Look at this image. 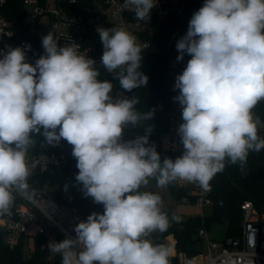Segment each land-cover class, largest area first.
I'll return each mask as SVG.
<instances>
[{
	"label": "clouds",
	"instance_id": "clouds-1",
	"mask_svg": "<svg viewBox=\"0 0 264 264\" xmlns=\"http://www.w3.org/2000/svg\"><path fill=\"white\" fill-rule=\"evenodd\" d=\"M157 3L125 0L144 22ZM96 30L100 64L124 92L147 87L136 37L116 27ZM42 47L34 64L21 47L8 46L0 56V215L10 214L14 194L28 188L32 136L52 146L64 140L73 146L83 195L103 212L78 222L74 238L51 241L49 251L61 264H169L171 249L148 237L164 233L170 220L161 197L142 189L152 178L159 187L180 179L209 192L226 165L243 170L250 153L264 150L258 135L264 122L252 113L264 102V0H204L177 41V61L191 59L174 85L183 120L177 129L183 153L175 159H162L150 143L152 127L124 139L125 129L152 120L154 110L140 113L137 97L113 95L112 82L99 79L96 61L80 54V45L60 46L49 32Z\"/></svg>",
	"mask_w": 264,
	"mask_h": 264
},
{
	"label": "trees",
	"instance_id": "trees-1",
	"mask_svg": "<svg viewBox=\"0 0 264 264\" xmlns=\"http://www.w3.org/2000/svg\"><path fill=\"white\" fill-rule=\"evenodd\" d=\"M67 1V0H65ZM93 0H80L75 5L66 7L71 14H82L88 16L87 10L91 9ZM203 6V0H191L189 5V14L186 18L170 16L164 25L153 24L158 28L157 34H142L143 40L155 45L161 49V52L143 53L142 68L148 77L147 87H140L125 92L129 98L137 97L139 103L135 106L140 113H147L149 109L160 104L164 112L154 110L152 120H142L135 127L129 126L124 131V139H134L136 136L144 135L145 129L152 127L149 136L150 143H154L161 158L170 157L175 159L178 155L168 154L162 149L161 137L169 128L167 113L173 109L175 99L179 93L178 89L174 90L176 76L182 73L191 59L188 54L184 55L182 61H177L179 55L176 49L177 41L186 35L189 21L193 13ZM0 16L4 17L11 23L14 31L12 38L3 39L5 51L8 46L17 47L20 41H30L32 51L26 55V61L34 64L35 61L44 54L42 47V37L47 35L43 33L39 36L32 35V29L38 28L39 24L27 21V13L22 6L21 0H6L5 5L0 9ZM129 16H126V19ZM109 25L107 28H112ZM58 44L62 46L59 43ZM170 44V46H169ZM85 45L90 46L92 52L90 58L97 63L96 67L100 72L99 79L109 80L113 84V91L124 90L120 87L119 81L113 78L112 73L100 64L103 53V45L99 39V33L93 31L85 36ZM169 46V47H167ZM167 47V48H166ZM178 112L182 119V109L179 105ZM252 112L264 122V102H259ZM183 122V120H182ZM258 135L264 137L258 131ZM33 145L29 147L28 152L48 153L68 151L72 153V145L67 141L61 140L58 145H48L43 135H33ZM31 175L27 179V184L33 192L46 189L53 193L57 203L77 209L79 222L86 220L92 212H103V206L95 204L91 197H85L81 191L75 176L78 172L76 161H69L66 166L59 171L48 169H35L30 171ZM67 185V189L65 188ZM211 191L208 196L212 205L210 211L204 217L199 215L189 216L186 219L175 220L165 211L170 220V227L164 232L159 233V244H164L166 237L171 236L174 241V248L177 253H184L191 257L202 250V241L197 237L199 229L204 228L207 231L213 224H226V236L232 235L238 230L241 223V210L239 204L246 200L254 203L257 209L264 208V150L259 153L252 152L243 170L239 163L233 165L232 171L228 174L226 171L218 173L211 181ZM174 201L180 202L182 197L189 196L186 190L177 185L176 181L165 187ZM63 239L56 237L54 241L60 242ZM48 240L45 237H39L35 241L34 250L29 254H24L22 246L9 249L0 241V264H61L60 255L53 254L49 251ZM165 245V244H164Z\"/></svg>",
	"mask_w": 264,
	"mask_h": 264
},
{
	"label": "built area",
	"instance_id": "built-area-1",
	"mask_svg": "<svg viewBox=\"0 0 264 264\" xmlns=\"http://www.w3.org/2000/svg\"><path fill=\"white\" fill-rule=\"evenodd\" d=\"M79 1L21 0L27 13V21L38 23L39 27L48 25L50 32L58 38L62 46L74 42L80 45V54L89 58L92 49L85 45V36L97 31V27L107 28L109 25L134 35L136 42L144 49L143 53L161 52V49L143 40L141 35L157 34L159 30L153 24L164 25L170 16L186 18L191 0H158L147 22L138 20L131 6L125 5V0H93L91 9L87 10L88 16L71 14L65 5L66 2L75 5ZM5 3L6 0H0V9ZM126 16H129V19H126ZM13 36L11 23L0 16V56L5 51L2 40ZM29 45L30 49L27 47ZM17 47L24 48L26 55L32 51L30 41H20ZM120 94L126 96L121 90L113 91V95ZM178 108L177 101L176 106L166 114L169 128L161 137V146L168 154L180 156L183 153V145L177 129L182 119ZM151 109L164 112L160 104ZM29 153L31 157H26V164L30 171H59L69 161L75 160L68 151ZM177 182L189 195L182 197L179 204L195 206L199 209V216L204 217V210L210 209L212 205L208 192L202 190L198 183L180 179ZM14 196L10 214L0 215V241L4 246L9 249L18 246H22L23 250L29 247L34 249L35 241L39 237H45L48 245L58 236L62 239L75 237L73 229L79 222L76 208L57 203L53 193L46 189L33 192L29 185L24 192H16ZM239 207L241 223L235 233L225 236L222 240H215L208 236L206 229L201 228L197 232V237L202 241L201 252L191 257L184 253L170 254L169 264H264V208L257 209L250 200L242 202Z\"/></svg>",
	"mask_w": 264,
	"mask_h": 264
},
{
	"label": "rangeland",
	"instance_id": "rangeland-1",
	"mask_svg": "<svg viewBox=\"0 0 264 264\" xmlns=\"http://www.w3.org/2000/svg\"><path fill=\"white\" fill-rule=\"evenodd\" d=\"M203 4H204V0H203ZM49 32H50L49 26L44 24L38 28L32 29L33 36H39L43 33H49ZM176 103L177 101H175L174 106H176ZM253 117L255 119L257 116L253 113ZM258 131L261 132L264 136V127H258ZM26 157L30 159L31 155L29 152H27ZM176 184L179 185L177 181ZM142 190L151 191L153 193L158 194L162 200V211H165L171 218L178 217L179 219H186L189 216L199 215L200 213L199 209L196 208L195 206L179 204L176 201H174V198L172 197L170 192L165 187H159L154 178L150 179L149 184ZM209 211H210L209 208L204 210L206 214H208ZM208 236L215 240L224 239V237L226 236V224H213L211 228L208 230ZM148 238L155 244L160 243V239L158 237L157 232L152 233ZM164 244L171 249L170 254H177L174 248V241L171 236L165 238ZM33 250L34 249L29 247L23 251L24 254L29 255ZM197 262L199 263V258Z\"/></svg>",
	"mask_w": 264,
	"mask_h": 264
},
{
	"label": "water",
	"instance_id": "water-1",
	"mask_svg": "<svg viewBox=\"0 0 264 264\" xmlns=\"http://www.w3.org/2000/svg\"><path fill=\"white\" fill-rule=\"evenodd\" d=\"M232 169H233V165L229 164V165H226L225 171L226 173L229 174L232 171Z\"/></svg>",
	"mask_w": 264,
	"mask_h": 264
},
{
	"label": "crops",
	"instance_id": "crops-1",
	"mask_svg": "<svg viewBox=\"0 0 264 264\" xmlns=\"http://www.w3.org/2000/svg\"><path fill=\"white\" fill-rule=\"evenodd\" d=\"M169 46H170V44H169ZM169 46H168V47H169ZM206 215H207V214H206Z\"/></svg>",
	"mask_w": 264,
	"mask_h": 264
}]
</instances>
